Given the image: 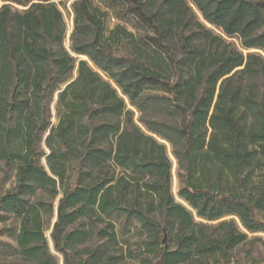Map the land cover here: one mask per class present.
Instances as JSON below:
<instances>
[{"label":"trees","instance_id":"obj_1","mask_svg":"<svg viewBox=\"0 0 264 264\" xmlns=\"http://www.w3.org/2000/svg\"><path fill=\"white\" fill-rule=\"evenodd\" d=\"M63 3L0 0L9 264H59L38 192L63 264L130 233L156 264H259L235 251L264 243V0H72L68 47Z\"/></svg>","mask_w":264,"mask_h":264},{"label":"rangeland","instance_id":"obj_2","mask_svg":"<svg viewBox=\"0 0 264 264\" xmlns=\"http://www.w3.org/2000/svg\"><path fill=\"white\" fill-rule=\"evenodd\" d=\"M72 0H63V5H59V8L63 14L65 24H66V38H65V45L68 47L69 44V34L72 30V16H71V11H70V3ZM228 40H232L231 38H228ZM236 45L239 47V44L236 42ZM242 51L245 53L247 50L242 49ZM138 113L135 112L134 115V120L136 123L137 121ZM161 142H163L166 145V151L168 154V157L171 161V190L173 195L177 200L178 197L176 195L177 192V177H176V161L175 158L173 157L171 153V148L168 142L165 140H162L158 138ZM41 163L44 164V159L41 160ZM3 179V172L0 171V184ZM10 185V182L7 181L5 184V187H8ZM35 198L45 200L47 202H51L53 204V213L52 214H44L43 215V222L45 226V236L47 237L49 248L52 254H54L58 261L59 264L62 263V256L58 254L57 252L54 251L52 242L49 237L50 229L52 227L53 222L55 221L56 217V204H57V199H51L50 196L47 193L43 192H38L37 196ZM197 221H200L199 218H195ZM14 224V220L10 219L7 220L5 223L0 222V264H9L11 262H20V260L17 257H14L13 252H12V247H14L15 242L12 237L8 236L5 232V229L8 226H11L12 223ZM239 224V223H238ZM239 226H241L239 224ZM256 235H260L263 238L264 241V234L261 233H256V234H251L248 233L249 238H253ZM146 237L144 236H137L135 234H128L123 237L121 245H122V250L125 254V257L120 261L119 264H156V258L152 257V255L146 253L142 247H140V242ZM92 242L89 243L90 246H92ZM117 246L111 247V250L116 249ZM131 254V256H129ZM248 254V257H246ZM240 257H246L247 258V263L251 261V258H262V261L259 264H264V243L262 241H253V242H248L245 246L239 247L235 251V258H240ZM146 258H151L150 261H146ZM235 264V263H233Z\"/></svg>","mask_w":264,"mask_h":264},{"label":"water","instance_id":"obj_3","mask_svg":"<svg viewBox=\"0 0 264 264\" xmlns=\"http://www.w3.org/2000/svg\"><path fill=\"white\" fill-rule=\"evenodd\" d=\"M191 6L194 8V10L196 11V9H195V7L191 4ZM197 12V14L199 15V16H201L200 15V13L198 12V11H196ZM72 16V15H71ZM247 51H255V49H251V50H247ZM79 58H82V59H86V57L85 56H83V55H79L78 56Z\"/></svg>","mask_w":264,"mask_h":264}]
</instances>
